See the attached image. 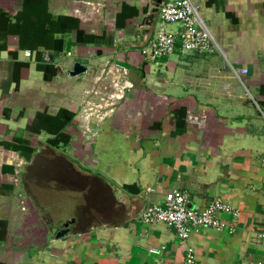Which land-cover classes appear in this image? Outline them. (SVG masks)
<instances>
[{
	"label": "crops",
	"instance_id": "0c3cea01",
	"mask_svg": "<svg viewBox=\"0 0 264 264\" xmlns=\"http://www.w3.org/2000/svg\"><path fill=\"white\" fill-rule=\"evenodd\" d=\"M154 1L0 0V264H184L187 248L196 264L264 261V0H196L219 49L158 66L141 54ZM76 63L87 71L72 77ZM119 67L132 87L96 118L88 94ZM60 134L68 144L50 146ZM172 189L192 207L222 199L235 231L195 229L183 245L144 224Z\"/></svg>",
	"mask_w": 264,
	"mask_h": 264
},
{
	"label": "built area",
	"instance_id": "2783aa9c",
	"mask_svg": "<svg viewBox=\"0 0 264 264\" xmlns=\"http://www.w3.org/2000/svg\"><path fill=\"white\" fill-rule=\"evenodd\" d=\"M171 25H177L180 29L170 30ZM218 49L219 45L200 16L196 0H167L159 11V24L155 37L143 48L141 54L149 63L158 66L162 60L172 57L178 51L182 54L206 55ZM22 54L25 58L35 56V52L28 50ZM46 61L51 62L49 57H46ZM112 73L114 75H111L109 82L111 93L96 90L88 94L99 98L100 108L112 107L115 101L122 98L124 91L132 87L127 81V68L119 67L115 69V73L112 70ZM247 74V69L234 70L235 77L241 82ZM87 105L89 106L90 102ZM103 114L99 112L96 118H103ZM89 115L88 110L85 109L82 118H88ZM91 133L93 134V130L88 126L83 128L85 137H89ZM228 212L234 213V216L238 215L231 205L219 198L213 199L205 207H192L187 193L172 189L165 195L164 206L150 205L143 210L141 221L146 225L164 224L174 229L180 243L186 245L195 229L210 228L219 232L233 233L234 227L227 225L221 219V214ZM260 237L264 245V231ZM184 264H196L192 248H187ZM252 264H264V261Z\"/></svg>",
	"mask_w": 264,
	"mask_h": 264
},
{
	"label": "trees",
	"instance_id": "16d2710c",
	"mask_svg": "<svg viewBox=\"0 0 264 264\" xmlns=\"http://www.w3.org/2000/svg\"><path fill=\"white\" fill-rule=\"evenodd\" d=\"M69 142V137L63 134L58 135L55 139L50 140L49 144L52 147H58L61 143L68 144ZM38 215L36 213L33 214L31 217L30 221H34V219L37 220ZM35 229L33 230V238L35 237V240L32 239H26L23 241V243H29L32 242L33 240L37 242L39 245H42V248L45 247L46 241L44 239L46 233H47V224L41 220L40 222L38 221L35 224ZM8 233L7 229V223L0 221V241H5L6 240V235Z\"/></svg>",
	"mask_w": 264,
	"mask_h": 264
},
{
	"label": "water",
	"instance_id": "95a60500",
	"mask_svg": "<svg viewBox=\"0 0 264 264\" xmlns=\"http://www.w3.org/2000/svg\"><path fill=\"white\" fill-rule=\"evenodd\" d=\"M167 0H155L153 3V11L155 14H159L160 8L162 6L163 3H165ZM155 16V15H154ZM87 71V69L81 65L80 63H76L73 70L71 71V76L72 77H77L80 76L81 74H84ZM115 194L117 195V197L119 198L120 201L124 202V198L126 197V195L120 191L119 189H115ZM69 232L68 229H64L61 232H59L57 234V238H63L64 236L67 235V233Z\"/></svg>",
	"mask_w": 264,
	"mask_h": 264
},
{
	"label": "rangeland",
	"instance_id": "374dc122",
	"mask_svg": "<svg viewBox=\"0 0 264 264\" xmlns=\"http://www.w3.org/2000/svg\"><path fill=\"white\" fill-rule=\"evenodd\" d=\"M169 29L173 30L172 26H169ZM108 79H107V75H102V78H101L100 84H99V86L101 88L99 89V91H101L103 93H106V92L111 90L110 83H109L110 80H108ZM96 98H97V102L93 101L94 103L93 102L92 103L94 105L91 106V107H93V112L92 113H94L95 116L98 115L99 112L105 113L108 110V108H106V109L105 108H100L101 102H100V100H99V98L97 96H96Z\"/></svg>",
	"mask_w": 264,
	"mask_h": 264
}]
</instances>
